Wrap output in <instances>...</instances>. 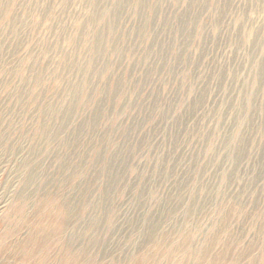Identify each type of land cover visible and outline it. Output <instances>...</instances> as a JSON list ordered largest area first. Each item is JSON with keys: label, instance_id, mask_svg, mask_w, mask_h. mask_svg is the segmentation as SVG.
I'll use <instances>...</instances> for the list:
<instances>
[{"label": "rangeland", "instance_id": "1", "mask_svg": "<svg viewBox=\"0 0 264 264\" xmlns=\"http://www.w3.org/2000/svg\"><path fill=\"white\" fill-rule=\"evenodd\" d=\"M0 264H264V0H0Z\"/></svg>", "mask_w": 264, "mask_h": 264}, {"label": "bare ground", "instance_id": "2", "mask_svg": "<svg viewBox=\"0 0 264 264\" xmlns=\"http://www.w3.org/2000/svg\"><path fill=\"white\" fill-rule=\"evenodd\" d=\"M11 176V175H10Z\"/></svg>", "mask_w": 264, "mask_h": 264}]
</instances>
